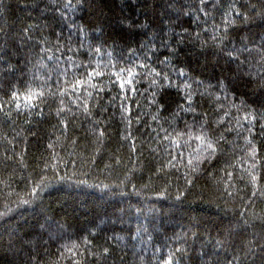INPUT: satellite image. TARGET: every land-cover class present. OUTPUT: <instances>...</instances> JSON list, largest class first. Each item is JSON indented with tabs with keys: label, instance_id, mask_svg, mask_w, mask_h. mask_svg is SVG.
I'll return each instance as SVG.
<instances>
[{
	"label": "trees",
	"instance_id": "1",
	"mask_svg": "<svg viewBox=\"0 0 264 264\" xmlns=\"http://www.w3.org/2000/svg\"><path fill=\"white\" fill-rule=\"evenodd\" d=\"M262 76L264 0H0V264H264Z\"/></svg>",
	"mask_w": 264,
	"mask_h": 264
},
{
	"label": "snow or ice",
	"instance_id": "2",
	"mask_svg": "<svg viewBox=\"0 0 264 264\" xmlns=\"http://www.w3.org/2000/svg\"><path fill=\"white\" fill-rule=\"evenodd\" d=\"M201 3H203V0H201ZM253 7H254V6H253ZM236 15H237L238 17L243 16V14L240 13V12H237ZM225 23H230V21H225ZM197 35H198V34H197ZM226 36H227V29H225V35L220 36L219 38H217V37H213V40H218V43H217L215 46H216V47H220V45L223 44V41H224V39L226 38ZM96 51L99 52L100 49L97 48ZM236 51H238V50L233 49V50L228 51L226 54H227L230 58H233V54H234V52H236ZM145 66H146V65H140V67H145ZM121 71H126V74H127L129 77H135L136 75H139V73H133L131 69H127V70L121 69ZM157 75H159V74H157ZM164 79L167 80L168 77L165 76ZM131 82H132L131 79H128V80H127V83L131 84ZM154 82H155V81H154ZM76 83H77V84H80L81 81H77ZM124 83H125V82H124L123 80L120 81V87H121V89L124 88ZM261 87H264V76L261 77ZM133 91H134V89H133ZM13 95H15V93H13ZM89 95H91V93H89ZM190 102H191V101H190V99H189V103H190ZM0 107H3V105H0ZM155 118H156V117H153V119H155ZM261 118H264V114H261ZM243 119H244V120H248V116H247V115L244 116ZM252 119L255 120L256 117L253 116ZM262 127H264V125H262ZM101 135H103V132H101ZM165 138H167V137H165ZM195 138H196L197 140H200L202 144L204 143V137H203V136H201V135H197ZM217 143H218V141H217ZM206 150H211V152H212L213 154L215 153L216 149L213 147V143H212L211 141H209V142L207 143V145H206ZM254 151H255V150L253 149V152H254ZM189 163H191V161H189ZM166 264H172V259H171V257L166 261Z\"/></svg>",
	"mask_w": 264,
	"mask_h": 264
}]
</instances>
